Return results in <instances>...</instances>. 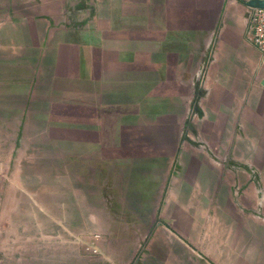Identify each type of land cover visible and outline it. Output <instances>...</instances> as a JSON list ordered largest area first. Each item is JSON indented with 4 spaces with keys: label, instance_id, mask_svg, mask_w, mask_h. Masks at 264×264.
I'll return each instance as SVG.
<instances>
[{
    "label": "crops",
    "instance_id": "0c3cea01",
    "mask_svg": "<svg viewBox=\"0 0 264 264\" xmlns=\"http://www.w3.org/2000/svg\"><path fill=\"white\" fill-rule=\"evenodd\" d=\"M251 1L0 0V88H16L4 95L23 97L26 113L50 114V126L52 113L66 114L71 165L80 158L84 193L85 170L94 168L98 177L106 140L125 145L119 114L157 89L171 88L177 97L190 90V127L203 135L209 160L221 152L244 159V129L256 131L257 140L245 145L263 159L264 53L253 40ZM226 167L183 168L192 185L177 190L161 180L145 190L151 195L137 203L148 211L144 224L182 225L191 240L198 228L190 234V225L243 226L225 178L244 172ZM202 208L216 215L201 222ZM225 227L210 239H232V227ZM179 248L195 264L196 252Z\"/></svg>",
    "mask_w": 264,
    "mask_h": 264
},
{
    "label": "rangeland",
    "instance_id": "374dc122",
    "mask_svg": "<svg viewBox=\"0 0 264 264\" xmlns=\"http://www.w3.org/2000/svg\"><path fill=\"white\" fill-rule=\"evenodd\" d=\"M6 92L17 89L0 88V264H191L179 246L196 252L195 264H264V158L255 159L245 145L257 140L255 130L244 129V159L227 160L221 152L209 160L203 135L190 127V90L182 97L171 88L154 90L119 114L125 145L106 140L98 177L94 168L85 170L84 193L80 158L71 165L66 114L52 113L50 126V114L26 113L24 98ZM224 164L244 172L225 178L234 215L244 218L243 226L227 224L232 239H210L225 226L190 225V234L198 228L191 240L182 225L144 224L148 211L137 203L151 195L145 190L161 180L178 190L195 180L183 168L223 170ZM216 212L200 209L201 222Z\"/></svg>",
    "mask_w": 264,
    "mask_h": 264
},
{
    "label": "built area",
    "instance_id": "2783aa9c",
    "mask_svg": "<svg viewBox=\"0 0 264 264\" xmlns=\"http://www.w3.org/2000/svg\"><path fill=\"white\" fill-rule=\"evenodd\" d=\"M253 40L264 53V9H254L253 16Z\"/></svg>",
    "mask_w": 264,
    "mask_h": 264
},
{
    "label": "water",
    "instance_id": "95a60500",
    "mask_svg": "<svg viewBox=\"0 0 264 264\" xmlns=\"http://www.w3.org/2000/svg\"><path fill=\"white\" fill-rule=\"evenodd\" d=\"M249 6L254 9H264V0H253Z\"/></svg>",
    "mask_w": 264,
    "mask_h": 264
}]
</instances>
